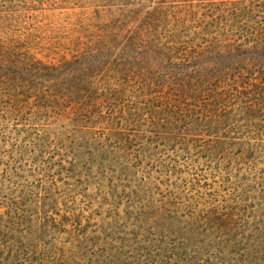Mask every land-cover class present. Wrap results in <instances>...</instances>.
Masks as SVG:
<instances>
[{
	"label": "rangeland",
	"instance_id": "rangeland-1",
	"mask_svg": "<svg viewBox=\"0 0 264 264\" xmlns=\"http://www.w3.org/2000/svg\"><path fill=\"white\" fill-rule=\"evenodd\" d=\"M240 1L0 0V236L53 259L24 264H239L218 256L216 239L260 220L264 166L228 176L157 151L176 130L124 125L169 60L260 82L264 6L240 12ZM190 212H212L196 240L183 237L198 229L181 222Z\"/></svg>",
	"mask_w": 264,
	"mask_h": 264
},
{
	"label": "trees",
	"instance_id": "trees-1",
	"mask_svg": "<svg viewBox=\"0 0 264 264\" xmlns=\"http://www.w3.org/2000/svg\"><path fill=\"white\" fill-rule=\"evenodd\" d=\"M244 3L245 0L240 1V6L243 5L240 12H246L245 7L252 8L254 4L264 6V2L258 0L248 1V5ZM225 10L224 13L229 18L230 8L225 6ZM259 29L261 27L257 28L258 31ZM203 35L206 34L203 32ZM161 45L157 44L155 52L161 51ZM162 49L170 48L164 45ZM190 63L186 60L172 63L169 60L171 69L166 73V81L151 79V83L142 82L138 98L140 101L136 102L135 99L132 110H128L130 117L125 120V125H122L126 128L132 122V129L138 125L140 130H143L140 125L142 122L146 125V130H176L173 135H168L170 141H167V145L156 147L157 151L162 149L161 151L168 154L181 151L184 161L203 160L204 168L215 163L222 167L228 176L233 166L237 168V175L241 173V168L252 174L257 166H264V72L259 73L258 84L242 82L239 86L232 74L224 69L214 68L208 71L210 74L201 75L203 69L189 70V67L183 66ZM208 77L211 79L208 80ZM237 77L242 78L243 74L238 73ZM178 79L180 83H176ZM108 100L93 103V106L104 107V104L109 103L106 102ZM176 160L169 161L172 162L170 166L176 164ZM211 216L212 212L202 216L190 212L187 220L181 222L186 226H198V229H184L183 237L196 240L200 223H208ZM256 217L260 220L255 218L253 224L247 223V228L244 227L239 232L241 235L216 239L217 254L220 258L239 264H264V212ZM16 223L12 220L11 227ZM0 230H4L1 223ZM211 232L220 233L215 229H211ZM245 233L249 234L244 235ZM27 239L35 241L33 232L28 233L26 238H20ZM0 240H6L10 244L0 245V264H24L26 259L30 261L31 257L38 254L39 257L41 255L40 263L53 260L43 259L48 252L31 249L33 246L14 238L12 232L7 231L6 235L0 236ZM36 243L41 245L37 239Z\"/></svg>",
	"mask_w": 264,
	"mask_h": 264
}]
</instances>
